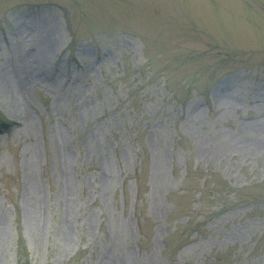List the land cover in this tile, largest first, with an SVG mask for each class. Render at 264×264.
I'll list each match as a JSON object with an SVG mask.
<instances>
[{
	"label": "rangeland",
	"instance_id": "1",
	"mask_svg": "<svg viewBox=\"0 0 264 264\" xmlns=\"http://www.w3.org/2000/svg\"><path fill=\"white\" fill-rule=\"evenodd\" d=\"M1 120L0 264H264V0H0Z\"/></svg>",
	"mask_w": 264,
	"mask_h": 264
}]
</instances>
